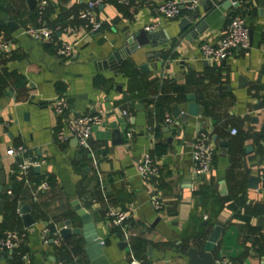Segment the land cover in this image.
<instances>
[{"label": "crops", "instance_id": "1", "mask_svg": "<svg viewBox=\"0 0 264 264\" xmlns=\"http://www.w3.org/2000/svg\"><path fill=\"white\" fill-rule=\"evenodd\" d=\"M39 1L0 0V18L17 25L12 32L0 25V38H12L10 50L0 58V232L22 231L30 264H89L80 235L57 234L66 219L79 225L73 210L79 205L102 239L108 264H128L130 256L143 264H188L182 252L195 247L194 238L214 225L220 226L214 259L264 264V148L258 145L264 130V0L238 2L249 45L219 62L202 61L197 46L219 39L233 7L206 8L198 0L200 33L179 30L180 19L188 14L162 20L151 31L156 42H165L130 50L117 73L101 62L120 51L131 33L152 23L149 6L163 0H106L95 10L102 26L93 34L70 21L73 32L59 35L72 45L67 59L22 33L36 24ZM44 1L41 23L50 25L75 12L84 0ZM17 76L23 80L21 87ZM59 94L76 113L101 114L100 125L90 131L89 150L78 148L73 139L53 141L58 121L49 104ZM189 104L196 105V116L186 115ZM164 113L173 118L167 126ZM128 130L132 137L125 146ZM199 131L210 132L215 147L203 175L193 173L190 154ZM20 143L46 160L32 168L30 189L8 172L17 158L7 156L5 149ZM156 143L164 147L160 155L154 154ZM145 153L160 167L158 212L149 203L153 184L136 173ZM42 181L46 189L39 188ZM12 182L19 188L14 184L17 194L8 195L5 190ZM13 198L17 206L11 211ZM23 205L33 220L27 227L19 213ZM109 208L128 210L125 235L110 232L105 220ZM45 228L48 237L42 243ZM0 264L22 262L6 252Z\"/></svg>", "mask_w": 264, "mask_h": 264}, {"label": "built area", "instance_id": "2", "mask_svg": "<svg viewBox=\"0 0 264 264\" xmlns=\"http://www.w3.org/2000/svg\"><path fill=\"white\" fill-rule=\"evenodd\" d=\"M106 2V0H84L80 8L69 14L65 19L58 20L50 25L41 23L42 14L46 2L40 0L36 5V24L27 26L22 29V33L31 39L46 45L57 57L62 59L70 58L72 55V45L60 38V34H68L73 32L70 21L79 22L82 30L87 34L97 33L101 30V22L96 16V8ZM125 3L124 0H119ZM198 4V0H163L149 6V13L153 15L152 23L144 27L145 31H151L157 28L162 20H169L179 17L182 13L189 14ZM232 14L229 16L219 39L211 44L202 41L198 44L199 58L205 62H219L228 56L235 54L238 50H243L249 45L248 28L245 24L244 16L238 8V4L233 6ZM12 38H0V58L10 50ZM52 113L57 118L56 128L52 131V139L55 143L65 144L71 139L75 140L76 145L80 149H90V131L93 127L100 125L101 114L97 113H76L70 109L67 99L59 94L50 101ZM122 115L126 116L125 112ZM172 116L164 113L162 123L167 126L172 123ZM232 134L235 130L231 131ZM132 137V131L128 130L124 133V145L128 146ZM258 145L264 148V130L261 131L258 138ZM215 152L214 143L211 133L208 131H199L196 133L191 143V159L193 161V173L196 175L205 174ZM7 156H15L17 161L9 169V174L14 181L21 183L28 189L31 188L29 179L32 168L45 164L44 157L37 156L30 151L24 144L20 143L5 149ZM160 167L155 157L148 153L142 155L136 164L137 175L144 180H150L153 184L152 194L149 197V203L156 212L162 208L161 194L156 188L157 177ZM40 189H46L45 181L39 183ZM260 191L264 192V184L261 185ZM5 193L10 195L11 190L7 188ZM33 195V194H32ZM127 209L109 208L105 212V220L109 227H117L122 235L123 224L127 218ZM53 233V235H55ZM48 230H42L40 239L42 243H46ZM24 234L22 231L15 229H6L0 232V252L14 253L22 264H30L28 253L23 250ZM102 244V241L100 242ZM128 264H143L134 256H130ZM214 264H232L231 260L226 257L214 259Z\"/></svg>", "mask_w": 264, "mask_h": 264}, {"label": "water", "instance_id": "3", "mask_svg": "<svg viewBox=\"0 0 264 264\" xmlns=\"http://www.w3.org/2000/svg\"><path fill=\"white\" fill-rule=\"evenodd\" d=\"M240 0H200L199 3H204L206 8H213L219 6L221 9L226 10L231 5L236 6ZM7 22L6 17L0 18V25H6L10 32L14 31L17 28V25L13 22ZM203 27V23L199 21L198 10L195 8L191 11L185 18L180 19L178 28L182 32L186 33H200ZM248 36L250 38V32L248 31ZM156 34L153 31H145L139 29L131 33L124 44L123 48L117 53L108 55L102 62V66L107 69L115 70L117 73L118 65L123 62L124 56L128 55L127 53L132 50V52L137 48L143 45H151L155 47L157 45H162L165 41H155ZM159 57L160 53L153 55ZM163 60H159V65H161ZM239 81H242V78H239ZM187 99L190 97L187 96ZM180 112L175 111V116H178ZM186 115L196 116L197 107L194 104H189L186 107ZM75 142V140H74ZM3 175L0 174V191L3 190ZM22 205V204H20ZM1 209V201H0ZM75 212V217L79 225H73V221L66 219L62 222V226L58 229L57 234L64 238L69 235H80L84 243V252L89 264H108V261L102 254L101 241L95 231V225L91 221L89 215L79 207L75 205L73 208ZM22 222L24 226L32 224L33 220L29 216V209L26 205H23L19 209ZM220 233V226L214 225L210 231H208L204 236L198 235L194 238L195 247H189L185 252H182L184 256L188 259V264H214V257L211 252L214 245L217 243V239ZM119 244H124L120 242ZM4 255V252H0V257Z\"/></svg>", "mask_w": 264, "mask_h": 264}, {"label": "trees", "instance_id": "4", "mask_svg": "<svg viewBox=\"0 0 264 264\" xmlns=\"http://www.w3.org/2000/svg\"><path fill=\"white\" fill-rule=\"evenodd\" d=\"M36 18V11L34 12V19ZM60 21V20H59ZM0 80H1V78H0ZM16 85L18 86V87H21L22 85H23V80H22V78L21 77H16ZM164 152V147L163 146H159V144H154V154L155 155H160V154H162ZM14 184H17V186H18V183H14V182H12L11 183V185H10V190H11V192H15L16 194H17V192L16 191H18V189H14ZM18 188H19V186H18ZM16 206H17V204H16V200H15V198H13V199H11V202H10V205L8 206V208L11 210V211H13L15 208H16ZM54 231V229L53 228H49V232L50 233H52ZM110 232L111 233H115V234H117L118 236L120 235V229L119 228H117V227H110ZM49 235H51V234H49ZM137 245H139V244H137ZM24 250V249H23ZM18 258V257H17ZM19 259V258H18Z\"/></svg>", "mask_w": 264, "mask_h": 264}]
</instances>
